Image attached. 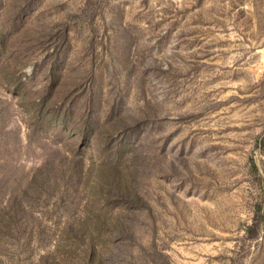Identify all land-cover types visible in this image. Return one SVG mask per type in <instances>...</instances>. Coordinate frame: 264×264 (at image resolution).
Returning <instances> with one entry per match:
<instances>
[{"label":"rangeland","instance_id":"obj_1","mask_svg":"<svg viewBox=\"0 0 264 264\" xmlns=\"http://www.w3.org/2000/svg\"><path fill=\"white\" fill-rule=\"evenodd\" d=\"M0 39L52 106L0 85V264H264V0H0Z\"/></svg>","mask_w":264,"mask_h":264},{"label":"trees","instance_id":"obj_2","mask_svg":"<svg viewBox=\"0 0 264 264\" xmlns=\"http://www.w3.org/2000/svg\"><path fill=\"white\" fill-rule=\"evenodd\" d=\"M0 41H2V40L0 39ZM7 67H9V66H7ZM54 68H57V69H59L61 71L62 64L58 63V62L53 63V66H52L50 71H52ZM12 77L14 79L18 80V82H20V84H22L21 85L22 88H20V87L18 89L16 88V85H14L12 83V81H13ZM50 78H51V74H50ZM1 84H6V86L8 88L12 89L11 91H9V93H10L11 96L17 98V100H16L17 104L20 105V104H22L23 101H26L25 103L29 104L31 109L33 111L37 112V114L39 116L40 115L41 116L42 115H46V114H48L50 112V109L52 108V106H51V104H48V103H49V100L51 98V94H50V96H47V97H44V96H42V97H34L33 100H31V101L30 100H26L29 97H28L26 88L24 86L25 82H22L19 79V76L15 77V74L13 72H11V70L6 69V67H3L2 69L0 67V85ZM20 106H22V105H20ZM93 125H95V126L100 125V122L97 121V120L93 121ZM93 125L88 120L84 121V125H83V134H84L83 138H84V140H86L85 136L87 134V131H91L94 128ZM263 141H264V135H263ZM261 145H263V142L261 143ZM252 170L253 171L257 170V166H256V164L254 162H252L251 166H250V171H252ZM100 176L102 178H108L110 176V174L101 171L100 172ZM113 178H114V180H117L116 181L117 182V187L115 188V190L116 191L118 190L119 194L121 192H127L129 194H135L134 191L129 190L127 185L124 184V180H123V175L122 174L118 173V174L114 175ZM99 182L101 184H104V182H102V181H99ZM1 201L2 202H0V225L8 224L9 220H12L15 223L18 222V220H21V216H22V213L24 211V206H23L24 201L23 200H21L19 197H16V196L13 195L12 197H9V196L6 197V199L4 197L3 199H1ZM258 209H260V207ZM8 211H9L10 215L13 217L12 219H11V217L8 216ZM254 226L255 225H252L251 228H253Z\"/></svg>","mask_w":264,"mask_h":264}]
</instances>
